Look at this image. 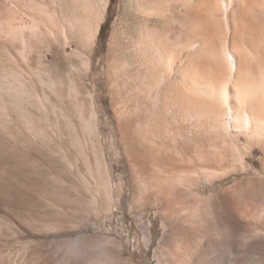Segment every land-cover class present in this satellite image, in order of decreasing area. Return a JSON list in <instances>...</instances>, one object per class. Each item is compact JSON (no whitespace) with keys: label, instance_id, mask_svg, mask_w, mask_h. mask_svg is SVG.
I'll return each mask as SVG.
<instances>
[{"label":"rangeland","instance_id":"374dc122","mask_svg":"<svg viewBox=\"0 0 264 264\" xmlns=\"http://www.w3.org/2000/svg\"><path fill=\"white\" fill-rule=\"evenodd\" d=\"M145 1L0 0V264H264V128L188 89L216 76L206 19L264 81V0L204 5L184 59L169 22L168 73Z\"/></svg>","mask_w":264,"mask_h":264},{"label":"bare ground","instance_id":"6f19581e","mask_svg":"<svg viewBox=\"0 0 264 264\" xmlns=\"http://www.w3.org/2000/svg\"><path fill=\"white\" fill-rule=\"evenodd\" d=\"M244 2L245 3H252V2L255 3V0H244ZM188 3L189 5H187ZM188 3L186 0H146L145 1V4L147 5V7L151 4V6H153L151 9L155 11V13L150 14L151 18L148 19L147 21L148 23L147 25H149V29L147 30L148 35L146 38L147 39L146 42L149 46V50L152 54L151 58H153L154 63H156V65L161 64L162 65L161 68H163V70L166 72H167V68H166L167 62L166 61H167V58H169L168 54L170 52L169 50H171L170 46L173 45L170 41L169 36H167L170 33L169 31L172 30L169 22L176 23L177 26L179 27V29L175 31L178 34L177 37L175 38V41L177 43L175 42L176 43L175 46L174 47L172 46L173 47L172 50H174L173 52L175 53L177 57H179L180 59H184L185 57L184 53L186 49H189L190 51V49L194 50L198 46H200L198 40H195V42H192L191 38L189 39L188 42H184V40L183 41L179 40L182 38L183 34H185L183 30L186 27V25L189 24L195 29L194 30L195 34L193 36L197 39L198 35H200L201 33L200 28L203 25V22L205 21L204 15H203L204 5L206 6V10L212 15H215L218 10L216 0H199V1L189 0ZM222 7H223V10H225V14L223 18L225 20L224 24H227V27L229 30H231L232 27L234 29L235 33H234V37L232 38L234 42H236V34H238L241 31H244L245 29H247L252 34L255 33L253 23L251 22L252 19L250 21L246 19L245 17L246 14L245 15L241 14L238 18L234 19V21L232 20L233 23H231L228 17V13H227L228 8H229L227 7V3L222 2ZM152 16L158 17L160 22L165 23V24L168 23V25L170 26V28L168 27L167 31L165 32L166 33L165 36L164 35L162 36L161 34H159L153 29L159 23V21L152 19L153 18ZM206 20L207 21L205 22L208 25V28L212 35V41H214L212 44L215 43L212 46L213 48L212 50L209 47L208 48L211 50L212 57L214 58L212 69L214 70L216 76H214L212 79L211 78L206 79V77L204 76L201 77L203 79L201 78L195 79L193 84L190 87L187 86L189 91L192 92L196 96H200V98L201 97L209 98V100L212 101V103L224 106L226 109L225 117L227 118V122L230 125H234L242 129L245 132H251V131L259 130L260 128H264V115L262 111L260 110L261 105L264 100L263 99L264 98V81H261L262 80L261 78H260L261 80H258L259 79L258 77H257L258 79L256 78L254 67L248 66L247 62L245 64L244 62L245 54H243L241 50L237 48L225 49L222 51L218 50V44L216 45V41H215V39H217L216 34H215L216 31L215 29H213L215 28L216 25L215 23L209 21V19H206ZM150 27H153V28H150ZM201 43L202 45H204L205 42L202 40ZM260 50L259 51L257 50V51L261 52ZM248 54H246L245 56H247ZM254 55L252 57H254ZM207 56L209 57V55ZM253 62H255V60ZM154 63L152 65H154ZM207 66L209 67L210 64ZM228 77H230L229 78L230 81H228V83H224L223 81L227 79Z\"/></svg>","mask_w":264,"mask_h":264},{"label":"trees","instance_id":"16d2710c","mask_svg":"<svg viewBox=\"0 0 264 264\" xmlns=\"http://www.w3.org/2000/svg\"><path fill=\"white\" fill-rule=\"evenodd\" d=\"M102 29H104V26L102 27Z\"/></svg>","mask_w":264,"mask_h":264}]
</instances>
